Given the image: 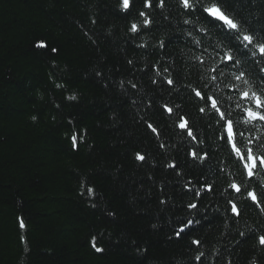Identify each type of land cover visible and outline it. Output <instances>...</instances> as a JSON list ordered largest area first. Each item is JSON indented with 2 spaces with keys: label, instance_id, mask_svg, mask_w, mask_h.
<instances>
[{
  "label": "trees",
  "instance_id": "trees-1",
  "mask_svg": "<svg viewBox=\"0 0 264 264\" xmlns=\"http://www.w3.org/2000/svg\"><path fill=\"white\" fill-rule=\"evenodd\" d=\"M116 3L0 0V264H185L193 255L190 238L169 237L179 227L177 218H193L186 210L193 198L176 182L191 180L190 187L199 188L201 168L188 164L179 151L184 136L174 127L175 118L161 114L159 108L143 107L149 99L181 105L179 114L189 118L194 132L212 149L213 170L207 172V179L217 191L194 201L207 218L192 236L202 240L206 253L220 249L233 264H248L255 250L250 243L233 247L238 237L232 234L222 238L225 229L214 211L224 207L220 190L229 174L241 179L239 165L187 92L153 85L140 71H147L146 65L157 59L163 63L170 58L178 84L200 86L199 74L188 60L196 49L186 44L181 33L188 27L181 23L185 17L175 0H168L170 20L156 10L154 31L143 37L148 43L145 51L135 47L141 40L130 42L128 32L141 0H136L133 17L128 19L117 14ZM233 7L253 28L264 25V0H243ZM201 24L206 22L201 20L197 26ZM169 38L173 43L163 57L150 54L158 39L167 43ZM40 39L59 53L37 49L34 42ZM212 40L218 42V35L213 34ZM248 70L255 72L256 66L249 65ZM130 79L139 94L127 83ZM121 80L127 93L120 87ZM56 83L64 87L56 88ZM221 94L232 95L235 109L236 95L226 90ZM70 95L77 100H67ZM132 99L142 104L134 105ZM69 119L83 136L76 151L69 148ZM144 120L161 129L166 149L158 147ZM136 151L147 155V164L135 160ZM172 158L178 161L182 177L161 167ZM217 165L225 173L214 174ZM82 182L95 189L94 197L81 195ZM169 197L167 205L159 203ZM19 218L25 222L24 229ZM244 221L259 227L250 210ZM92 235L104 252L91 248Z\"/></svg>",
  "mask_w": 264,
  "mask_h": 264
},
{
  "label": "snow or ice",
  "instance_id": "snow-or-ice-1",
  "mask_svg": "<svg viewBox=\"0 0 264 264\" xmlns=\"http://www.w3.org/2000/svg\"><path fill=\"white\" fill-rule=\"evenodd\" d=\"M242 2L243 0H175L180 14L185 17L181 23L188 26L181 29V33L186 44L191 45L198 53H193L188 60L199 74V87L192 84H178L177 78L173 77L170 70H174L175 67L174 61L170 58L163 63L157 59L156 63L146 65L147 71L145 69L140 71L149 76L153 85L166 87L170 92L181 93L182 89L187 92L197 103V111L211 122L209 126L217 129V140L228 148L229 156L239 165L237 171L241 177L237 180L235 174H229L228 182L220 190V196L225 201L224 207L221 209L217 206L214 211L220 214L219 219L225 229L221 237L230 234L238 237L233 247L250 243L255 253L248 264H261L264 260V151L261 150L264 149V140H262L264 137V25L253 28L250 21L239 15L238 9L233 5ZM141 3V9L136 11L135 17L129 21L128 32L132 34L129 38L130 42L141 40L142 42L135 44V47L147 51L148 43L143 37L146 33L154 31L153 13L159 10L164 20H170V16L166 14L169 3L168 0H141ZM135 9L136 0H117V14L124 18L133 17ZM201 20H204L207 26L201 24L198 27ZM92 23L95 24L96 21L93 20ZM213 34L218 35V42L212 40ZM172 43L171 38L167 43L165 39H158L152 45L150 54L163 57L167 45ZM34 46L37 49H47L52 55L59 53L58 48L50 47L42 39L35 41ZM128 64L132 65L133 61L129 60ZM249 65H255L256 71H249ZM95 75L101 77L102 73L96 72ZM127 83L139 94L140 89L132 79ZM124 85L125 82L121 80L120 87L127 93ZM55 87L62 88L64 85L56 83ZM224 90L235 94L238 98L235 109L232 107V95L221 94ZM66 99L75 101L77 97L70 95ZM131 103L139 105L142 101L132 99ZM56 107L59 108L60 105ZM143 107L148 111L159 108L161 114L175 118L174 127L184 136V143L179 151L184 154L188 164L198 165L201 168L202 183L199 188L190 187L191 180L183 184L179 180L176 182L182 192L186 190V193L193 198L186 204V210L193 218H177L176 223L179 227L173 228V234L169 239L190 238L189 250L193 255L185 264H233L230 256H225L220 249L206 253L202 240L192 236L193 232L199 230L197 226L207 218L206 213L200 214V204L194 201L202 200L208 195L214 196L217 191L215 183L207 179V172L213 170L212 149L194 132L189 118L179 114L177 110L181 105L157 103L149 99ZM234 110H238L236 116H233ZM32 119L36 120L37 117L33 116ZM144 123L147 130L156 137L158 147L166 149L168 145L160 140L161 129L149 120H144ZM68 125L70 126L67 134L69 148L76 151L83 141V136L75 129L74 121L69 119ZM133 155L136 161L142 164L148 163L146 154L136 151ZM161 167L164 170L170 169L176 177L183 175L175 158L165 159ZM222 173H225V169L217 165L214 174ZM81 187L83 189L81 195L95 196L93 187H85L83 182ZM170 199V197L169 200L161 198L159 203L162 206L167 205ZM91 207L96 205L91 204ZM249 210L255 213L259 227L244 221ZM241 221H244L242 227ZM18 223L21 229L26 227L23 218H19ZM89 243L96 253L105 251L99 246L96 235H92Z\"/></svg>",
  "mask_w": 264,
  "mask_h": 264
}]
</instances>
